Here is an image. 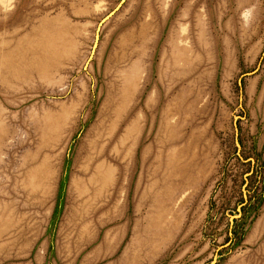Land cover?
<instances>
[{
    "label": "rangeland",
    "instance_id": "rangeland-1",
    "mask_svg": "<svg viewBox=\"0 0 264 264\" xmlns=\"http://www.w3.org/2000/svg\"><path fill=\"white\" fill-rule=\"evenodd\" d=\"M0 264H264V0H0Z\"/></svg>",
    "mask_w": 264,
    "mask_h": 264
},
{
    "label": "bare ground",
    "instance_id": "bare-ground-1",
    "mask_svg": "<svg viewBox=\"0 0 264 264\" xmlns=\"http://www.w3.org/2000/svg\"><path fill=\"white\" fill-rule=\"evenodd\" d=\"M49 48H50V47H49ZM49 48H48V49H49ZM46 50H47V48H46ZM49 50H50V49H49Z\"/></svg>",
    "mask_w": 264,
    "mask_h": 264
}]
</instances>
